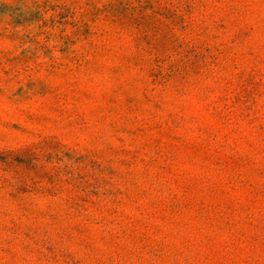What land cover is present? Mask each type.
<instances>
[{"label":"rangeland","instance_id":"1","mask_svg":"<svg viewBox=\"0 0 264 264\" xmlns=\"http://www.w3.org/2000/svg\"><path fill=\"white\" fill-rule=\"evenodd\" d=\"M0 264H264V0H0Z\"/></svg>","mask_w":264,"mask_h":264}]
</instances>
